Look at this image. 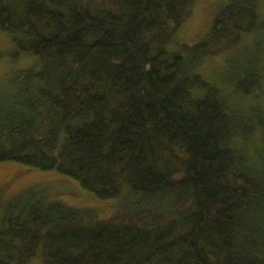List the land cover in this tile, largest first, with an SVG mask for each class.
Listing matches in <instances>:
<instances>
[{
  "label": "trees",
  "instance_id": "16d2710c",
  "mask_svg": "<svg viewBox=\"0 0 264 264\" xmlns=\"http://www.w3.org/2000/svg\"><path fill=\"white\" fill-rule=\"evenodd\" d=\"M196 2L0 0L5 55L32 59L0 90V163L116 203L35 185L2 208L0 187V264H264L260 0H224L189 45Z\"/></svg>",
  "mask_w": 264,
  "mask_h": 264
},
{
  "label": "rangeland",
  "instance_id": "374dc122",
  "mask_svg": "<svg viewBox=\"0 0 264 264\" xmlns=\"http://www.w3.org/2000/svg\"><path fill=\"white\" fill-rule=\"evenodd\" d=\"M224 0H197L191 16L183 24L179 39L191 45L196 38L202 37L208 30L212 18ZM259 14L264 19V0H260ZM12 49L8 35L0 32V90L5 87L13 73L31 66L32 59L13 61L5 54ZM223 66L220 58L207 62L202 67V73L212 80L215 70ZM41 185L48 188L49 200L67 205L71 208L95 209L101 217L111 216L116 203L97 199L93 194L85 192L77 182L63 177L56 172H39L28 169L14 162L0 163V187L3 189L2 208L31 186ZM31 264H41L33 260Z\"/></svg>",
  "mask_w": 264,
  "mask_h": 264
}]
</instances>
